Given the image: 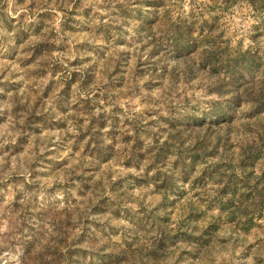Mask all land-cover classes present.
<instances>
[{
    "label": "rangeland",
    "instance_id": "1",
    "mask_svg": "<svg viewBox=\"0 0 264 264\" xmlns=\"http://www.w3.org/2000/svg\"><path fill=\"white\" fill-rule=\"evenodd\" d=\"M0 264H264V0H0Z\"/></svg>",
    "mask_w": 264,
    "mask_h": 264
}]
</instances>
